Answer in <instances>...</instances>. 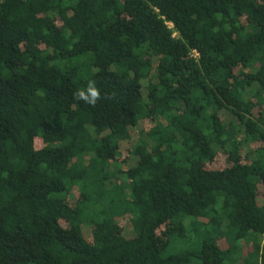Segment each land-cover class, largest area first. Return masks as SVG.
I'll use <instances>...</instances> for the list:
<instances>
[{"label": "trees", "instance_id": "16d2710c", "mask_svg": "<svg viewBox=\"0 0 264 264\" xmlns=\"http://www.w3.org/2000/svg\"><path fill=\"white\" fill-rule=\"evenodd\" d=\"M0 264H264V0H0Z\"/></svg>", "mask_w": 264, "mask_h": 264}, {"label": "rangeland", "instance_id": "374dc122", "mask_svg": "<svg viewBox=\"0 0 264 264\" xmlns=\"http://www.w3.org/2000/svg\"><path fill=\"white\" fill-rule=\"evenodd\" d=\"M212 228V227H211ZM210 228V229H211ZM206 229L203 231L205 232ZM203 231L196 230H187V235L185 238L176 240L174 239V243L169 250V254L173 255L181 251H194L201 247L202 239L204 238Z\"/></svg>", "mask_w": 264, "mask_h": 264}, {"label": "clouds", "instance_id": "9594fccd", "mask_svg": "<svg viewBox=\"0 0 264 264\" xmlns=\"http://www.w3.org/2000/svg\"><path fill=\"white\" fill-rule=\"evenodd\" d=\"M75 98L83 103L95 106L97 102L101 99L102 94L100 89L94 80H90L86 88L78 89L74 94Z\"/></svg>", "mask_w": 264, "mask_h": 264}]
</instances>
